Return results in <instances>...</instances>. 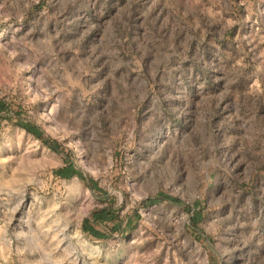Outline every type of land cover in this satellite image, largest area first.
<instances>
[{
  "label": "rangeland",
  "instance_id": "obj_1",
  "mask_svg": "<svg viewBox=\"0 0 264 264\" xmlns=\"http://www.w3.org/2000/svg\"><path fill=\"white\" fill-rule=\"evenodd\" d=\"M0 98V264H264V0H0Z\"/></svg>",
  "mask_w": 264,
  "mask_h": 264
},
{
  "label": "trees",
  "instance_id": "obj_2",
  "mask_svg": "<svg viewBox=\"0 0 264 264\" xmlns=\"http://www.w3.org/2000/svg\"><path fill=\"white\" fill-rule=\"evenodd\" d=\"M22 109H15L8 101L0 98V123L4 119L14 118L16 125L24 128L28 133L33 134L36 138L54 151H60V142L54 138L47 136L44 130L34 121L24 118ZM54 174L59 178H71L72 176H83V172L77 168L69 156L64 159V164L54 170ZM89 186L94 191H99L105 200V203L95 208L89 216L82 219L81 230L85 237L95 240L104 241L111 238L115 234L127 236L136 225L140 214L137 208L134 209L131 215L122 214V204L117 205V197L115 194H110L109 191L103 190L93 177L89 178ZM164 200L178 201V198L160 193L157 197H148L141 201V206L147 207L156 202ZM199 213L196 212L192 216L194 223L199 222Z\"/></svg>",
  "mask_w": 264,
  "mask_h": 264
},
{
  "label": "crops",
  "instance_id": "obj_3",
  "mask_svg": "<svg viewBox=\"0 0 264 264\" xmlns=\"http://www.w3.org/2000/svg\"><path fill=\"white\" fill-rule=\"evenodd\" d=\"M121 203H123V201H121V200L119 199L118 202H117V205H120ZM122 208H123V209H122V214H124V215H131L132 212L134 211V210H131V211H129L128 213H124V206H123V205H122ZM92 211H93V210H92ZM92 211H91V212H92ZM91 212H90V213H91ZM90 213H89L88 215H86V216H89ZM86 216H84V217H86ZM113 236H121V235H119V234H115V235H113ZM113 236H112V237H113ZM112 237H111V238H112ZM109 239H110V238H109ZM107 240H108V239H107Z\"/></svg>",
  "mask_w": 264,
  "mask_h": 264
}]
</instances>
